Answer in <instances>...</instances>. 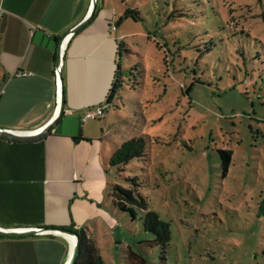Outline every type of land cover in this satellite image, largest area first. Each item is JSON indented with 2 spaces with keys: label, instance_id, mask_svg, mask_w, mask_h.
Here are the masks:
<instances>
[{
  "label": "rangeland",
  "instance_id": "374dc122",
  "mask_svg": "<svg viewBox=\"0 0 264 264\" xmlns=\"http://www.w3.org/2000/svg\"><path fill=\"white\" fill-rule=\"evenodd\" d=\"M106 7L111 26L124 7L138 19L113 31L124 46L118 89L107 112L88 123L105 125L109 148L134 136L146 141L144 155L112 167L109 179L136 188L168 224L167 264H264V0H106ZM220 149L233 152L225 175ZM135 209L133 220L102 206L108 222L91 228L104 264H131L129 246L162 264L145 212Z\"/></svg>",
  "mask_w": 264,
  "mask_h": 264
},
{
  "label": "crops",
  "instance_id": "0c3cea01",
  "mask_svg": "<svg viewBox=\"0 0 264 264\" xmlns=\"http://www.w3.org/2000/svg\"><path fill=\"white\" fill-rule=\"evenodd\" d=\"M91 1L0 0V128L31 132L53 120L58 50ZM110 10L98 0L63 46L65 106L50 129L29 139L0 135V226L85 227L95 236L91 226L108 222L102 206L115 216L106 167L119 146L109 148L105 125L82 120L106 105L115 76L119 44ZM71 250L72 240L53 233L0 236V264H67Z\"/></svg>",
  "mask_w": 264,
  "mask_h": 264
},
{
  "label": "trees",
  "instance_id": "16d2710c",
  "mask_svg": "<svg viewBox=\"0 0 264 264\" xmlns=\"http://www.w3.org/2000/svg\"><path fill=\"white\" fill-rule=\"evenodd\" d=\"M122 1L126 4V0ZM123 11L124 12L120 15V18L114 21L116 29L123 19H138V12L135 9L124 7ZM118 44L117 70L115 72L116 82L112 83V87L105 102L106 105L111 102L118 89V81L120 77L119 57L121 56V52L124 48L123 43L120 40H118ZM106 105L100 106H104L105 108ZM73 138L75 141L83 139L81 135L74 136ZM145 148L146 141L143 136H134L125 139L112 153L106 167L107 174H109L112 167L121 170L122 167L128 165L135 158L142 157L144 155ZM219 154L221 158L223 174L225 175L229 171L233 152L229 149H220ZM128 180L132 181L136 187L140 186L136 178H131ZM108 191L114 207L122 212H129L133 220L136 219V207L145 212L143 216L144 227L146 230L156 235V239L149 242L151 245L161 246L160 259L162 264H167L166 246L169 239L168 224L162 221L155 211L148 210V204L145 198L141 195L138 196L135 194L136 188L126 187L115 181H110L108 183ZM66 228L76 230L80 235L81 250L76 264H104L99 245L95 241L94 236L90 235L85 227L77 229L73 226H70ZM126 256L131 264H151L143 254L135 251L130 246L127 249Z\"/></svg>",
  "mask_w": 264,
  "mask_h": 264
},
{
  "label": "water",
  "instance_id": "95a60500",
  "mask_svg": "<svg viewBox=\"0 0 264 264\" xmlns=\"http://www.w3.org/2000/svg\"><path fill=\"white\" fill-rule=\"evenodd\" d=\"M98 0H92L91 6L88 15L84 18L82 22L77 24L72 30H70L61 41V46L58 50L57 55V65H56V72L58 76V90H59V107L57 110V113L53 120L49 122L46 126L43 128L31 131V132H23L18 130H11V129H5L0 128V135L8 136L10 138H18V139H29V138H35L38 137L44 133H46L50 127L53 125V123L58 119V117L62 114L64 111L65 106V91L63 87V77H62V62H63V52L64 47L68 41V39L76 33L80 28H82L94 15L96 6H97ZM261 211L264 212V204L261 205ZM41 233H53L62 235L69 240L71 238L74 240V243L72 242V250L70 254V258L67 262V264H76L77 259L80 254L81 250V243H80V235L78 231L66 228V227H44V226H36V227H17V228H7L0 226V234L6 235V236H19V235H33V234H41Z\"/></svg>",
  "mask_w": 264,
  "mask_h": 264
},
{
  "label": "built area",
  "instance_id": "2783aa9c",
  "mask_svg": "<svg viewBox=\"0 0 264 264\" xmlns=\"http://www.w3.org/2000/svg\"><path fill=\"white\" fill-rule=\"evenodd\" d=\"M111 30L112 31H115L116 30V26L115 24H113L111 26ZM104 106H98L96 108H93V109H88L84 115L82 116V120L83 121H87L88 119H95L97 118L99 115H103L105 110H104Z\"/></svg>",
  "mask_w": 264,
  "mask_h": 264
},
{
  "label": "bare ground",
  "instance_id": "6f19581e",
  "mask_svg": "<svg viewBox=\"0 0 264 264\" xmlns=\"http://www.w3.org/2000/svg\"><path fill=\"white\" fill-rule=\"evenodd\" d=\"M72 242L74 243V240L71 238Z\"/></svg>",
  "mask_w": 264,
  "mask_h": 264
}]
</instances>
